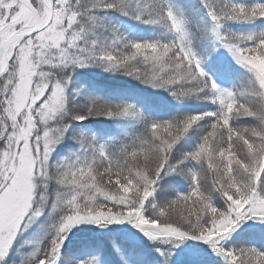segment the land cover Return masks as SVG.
Returning <instances> with one entry per match:
<instances>
[{
	"label": "snow or ice",
	"instance_id": "6c2138e0",
	"mask_svg": "<svg viewBox=\"0 0 264 264\" xmlns=\"http://www.w3.org/2000/svg\"><path fill=\"white\" fill-rule=\"evenodd\" d=\"M98 9L130 13L122 0H92L90 5L83 0H0V264H6L18 237L42 215L51 181L63 187L61 214L48 246L33 253L30 264H57L74 226L126 222L152 241L177 247L186 240L202 241L225 264H264V251L227 249L222 243L243 222L264 221V34L228 37L219 32L225 20L264 17V3L209 8L217 40L249 74L250 87L236 91L220 89L206 76L186 43L182 20L171 10L145 22H169L179 34L177 41L129 42L119 54L82 55L88 49L80 42L89 22L97 21ZM93 58L105 62L106 71L123 69L153 87L173 89L176 96L209 91L219 108L177 122H152L145 135L122 144L118 154L94 136L84 137L79 155L53 167L50 155L70 127L59 119L70 77L57 78L46 66H83ZM29 84L30 109L17 116L11 108L14 95ZM129 114L130 106L92 102L73 119ZM206 119L200 143L175 154L181 138ZM235 119L244 123L234 126ZM173 174L188 181L189 190L155 203L159 182ZM209 182L223 199L219 207L209 195ZM150 198L157 209L151 218L145 215Z\"/></svg>",
	"mask_w": 264,
	"mask_h": 264
},
{
	"label": "trees",
	"instance_id": "16d2710c",
	"mask_svg": "<svg viewBox=\"0 0 264 264\" xmlns=\"http://www.w3.org/2000/svg\"><path fill=\"white\" fill-rule=\"evenodd\" d=\"M180 1L184 3L186 9L192 10V7L204 8L207 13L210 7L220 10L231 2V0H210L212 5H207L206 2L208 3L209 0ZM83 2L90 5L92 0H83ZM166 2L167 0H122L123 5L130 10L127 15L114 9H98L96 13L98 16L97 21L95 23L89 22L87 33L80 42L82 48L88 49L82 55H99L103 51L119 54L127 51L126 45L129 42L159 41L169 43L177 41V33L170 28L169 22H145L155 18L161 10L166 14ZM232 2L245 5L257 2L264 3V1L258 0H232ZM137 12L141 14V19L135 18ZM229 21L235 22L239 26L240 22L244 20ZM243 23L253 27L251 28L254 29L253 38H258L261 34H264V17L252 18ZM243 23L242 25H245ZM224 30H226L225 27ZM117 37H120V39H117ZM198 38L196 42L204 46L199 56L204 66L203 71L208 78L217 85H226L233 91L245 90L250 87L249 74L242 66L235 64L228 58H219L220 53L214 52L208 43L206 45L202 40L203 38ZM196 42L193 41V45L197 44ZM46 68H50V71L57 78L70 77L66 90L65 111L59 117L62 123L69 124L70 127L64 139H62L64 144L54 154V159L57 158L60 161L68 155H73L72 151H76L75 153L79 155L81 145L78 143L84 137L94 136L100 140V143L106 144L110 153L118 154L122 144L131 143L145 135L148 125L152 122H177L187 116L216 111L219 108L218 102H213V93L209 91L176 96L172 94L173 89L153 87L142 79H136L134 76L128 75L123 69L106 71V63L94 58L85 60L83 66L80 63H69L46 66ZM121 101L135 105L140 115L113 118L94 115L93 118L90 117L79 123L73 120L75 113H83L85 106L92 102L112 104ZM68 103H72L74 108L72 115L70 114L72 107ZM23 111L25 110L21 109L18 115ZM0 116H3V113H0ZM208 123L206 119L190 128L177 143L174 153L179 154L190 151L200 143L202 137L206 134ZM232 123L234 126H241L244 121L235 119ZM86 124L91 125L94 130L88 136L73 132V129L78 130V127H84ZM71 135L72 137L68 138ZM71 147L73 148L71 149ZM56 189V183L54 181L49 182V199H53V196L57 195L55 194ZM208 189L214 205L221 206L223 199L219 193L211 189L210 182ZM188 190V181L183 177L174 174L164 176L159 182L154 202L157 204L163 203L174 198L177 193L187 192ZM152 203L153 200L150 198L145 206V215L149 218L157 212V209L152 207ZM46 227L45 224H41V228L46 229ZM118 227L113 224L105 226L106 229L97 231L92 224L90 226H80L79 228H82V230L75 232L72 239L62 246L57 264H77V262L86 258L98 257L103 245L106 251L102 253V256L107 255L108 264H164L163 257H170L167 264H225L224 259L211 246L202 241L186 240L177 247L165 241L149 240L132 224L124 225L120 230L117 229ZM31 228H28L26 235H31L34 231V226L33 229ZM38 240H40L38 244L35 241L34 243L31 242L30 245L22 244L23 241L16 242V248L10 252L13 256H10L6 264H30L32 254L48 246H46L47 240L45 238ZM108 242L110 247L119 252L121 259L118 260L107 249ZM222 243L227 249L255 247L264 251V221L254 219L243 222ZM24 252L26 253L24 254Z\"/></svg>",
	"mask_w": 264,
	"mask_h": 264
},
{
	"label": "rangeland",
	"instance_id": "374dc122",
	"mask_svg": "<svg viewBox=\"0 0 264 264\" xmlns=\"http://www.w3.org/2000/svg\"><path fill=\"white\" fill-rule=\"evenodd\" d=\"M239 1V0H237ZM258 1H264V0H258ZM210 0L208 1V3L206 2V4H210ZM167 11L171 10L173 12V14L180 20H182L183 25H184V29L187 32L188 36L186 39V43L187 45L191 48L193 54L197 57V59H199L201 61V68L202 70H204V66L201 60V57L199 56L201 54V52L203 51V45L201 43H198L196 41H198L197 39H199L198 37H200L203 42L207 45H210L213 49V51L220 53L221 56L220 57H225L230 59L231 61H233L235 64H237L234 60V58L232 57V55L228 52V50L226 48H224L220 42L217 40L216 36L214 35L213 29L215 28V22L212 20L211 16L209 15V12L207 13L204 8H195L192 7V10L186 9V7L184 6V3H182V1L180 0H167ZM230 3H233L232 0ZM212 5V4H210ZM191 11V12H189ZM251 20V19H249ZM249 20H244L243 22L249 21ZM240 22L239 26L237 24H235V22H231V21H223L221 27L219 28V32L222 36H228V37H239V36H244V37H254V29L252 26H248L249 24L247 23H243ZM245 24V25H242ZM234 24V25H233ZM251 25V24H250ZM224 27L226 30H224ZM231 29V30H230ZM232 31V32H231ZM226 35H225V33ZM179 38V34L177 33V40ZM193 41H195L197 44L193 45ZM248 43H251L252 41H247ZM239 65V64H237ZM11 76V73H10ZM218 88L220 89H228L230 90L229 87H227L226 85H217ZM68 88V87H67ZM67 90V89H66ZM31 84H29V87L27 89H21L18 95H14V102L11 105L12 111L15 113V115H18V112L23 109H30V105L27 103L28 99L30 98L31 95ZM66 98H67V94H66ZM70 107H72V103H68ZM113 105H124V106H130V114L129 115H140L139 110L136 108L135 105L130 104L129 102L126 101H121V102H113ZM74 112V108L72 107V111H71V115ZM97 116V115H95ZM2 117V116H0ZM90 117H94L90 116ZM89 117V118H90ZM12 118V117H10ZM88 118V119H89ZM74 120V119H73ZM74 122H82V121H78V120H74ZM24 131V129H21V132ZM93 127L89 124H86L84 127H78V130L73 129L74 133H78L83 135V136H88L89 134H91L93 132ZM71 136H69L68 138H71ZM74 137V136H73ZM79 138V136H78ZM64 139V137L62 138ZM73 140H75L73 138ZM76 141V140H75ZM96 141L98 143H100L99 139L96 138ZM64 144L63 141L61 140L60 143H58L55 147H54V151L51 153L50 155V164L52 162V166L54 167L56 164L61 163V162H65L68 161L72 158H74L77 153H75L76 151H72L73 155H68L66 158H62V160L60 161V159H54V154L57 152V150L61 147V145ZM80 144V143H78ZM73 147H71L72 149ZM80 149V147H79ZM75 150V149H74ZM56 192L53 196V199H49L47 200V202L45 203L44 207H43V212L42 215L37 218L35 220V222L33 224H31L30 227H32L31 229H33L34 226V231L31 233V235L29 234H25L26 231H24L17 239V242H21L23 241L22 244L24 245H30L31 242H35L37 241V244L40 240V238H45V240H47L46 242V246L48 245L47 243H49L51 236L53 234V229H52V225L54 224V222L56 221V219H58L59 215L61 214V208L62 206H60L58 204V196L61 195L63 193V187L58 185L56 183ZM49 189V188H48ZM56 198V199H55ZM51 222V223H50ZM53 222V223H52ZM45 224L47 227L46 229L41 228V224ZM129 223H124V224H116L117 226H119L117 229L120 230L123 228L124 225H128ZM40 225V226H38ZM90 226L91 224H80L77 226H74L73 229L71 230V232L68 234V238L64 241V245H66V242H68L69 240L72 239V236L75 234V232H79L82 230V228H79L80 226ZM94 225V224H92ZM28 227V228H30ZM94 228L98 230H103L106 229L105 227H100L97 225H94ZM92 228V229H94ZM43 234H45V236H43ZM107 246L110 250V252L112 253V255H114V257H116L118 260L121 259L119 252L113 248L110 247V243H107ZM15 247H13V249H15ZM20 250V247L18 248ZM32 250V249H30ZM101 251L99 252L98 257H90V258H86L85 260H81L84 261L85 264H89V262H93V264H108L107 263V255L105 257L102 256V253L104 251H106V248L103 246H101ZM26 252H24L25 254ZM13 256V254L8 255L7 260L10 258V256ZM16 257V256H14ZM170 257L166 258L163 257L164 259V264H167L168 259Z\"/></svg>",
	"mask_w": 264,
	"mask_h": 264
}]
</instances>
